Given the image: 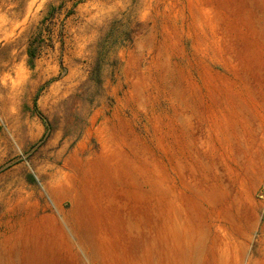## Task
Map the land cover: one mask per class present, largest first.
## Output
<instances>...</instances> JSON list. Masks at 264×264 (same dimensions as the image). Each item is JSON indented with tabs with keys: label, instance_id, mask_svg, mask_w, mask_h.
Listing matches in <instances>:
<instances>
[{
	"label": "rangeland",
	"instance_id": "1",
	"mask_svg": "<svg viewBox=\"0 0 264 264\" xmlns=\"http://www.w3.org/2000/svg\"><path fill=\"white\" fill-rule=\"evenodd\" d=\"M162 253L264 264V0H0V264Z\"/></svg>",
	"mask_w": 264,
	"mask_h": 264
},
{
	"label": "bare ground",
	"instance_id": "2",
	"mask_svg": "<svg viewBox=\"0 0 264 264\" xmlns=\"http://www.w3.org/2000/svg\"><path fill=\"white\" fill-rule=\"evenodd\" d=\"M145 222V221H144ZM144 222H142V223H144ZM130 223V222H129ZM136 223H138V222H136ZM135 223V224H136ZM131 225H132V223H130ZM130 224H128V225H130ZM134 224V223H133ZM132 226H134V225H132ZM129 227V226H128ZM134 228V227H133ZM133 228H130V229H133ZM140 229V228H139ZM134 230V229H133ZM137 230V229H136ZM147 230V229H146ZM129 231V230H128ZM139 231V230H138ZM137 232V231H136ZM146 232V231H145ZM130 233H131V231H130ZM146 234V233H145ZM71 236H73L72 234H71ZM133 236V235H132ZM148 236V235H147ZM75 238V237H74ZM77 244V243H76ZM78 246V245H77ZM79 249H83V248H80V247H78ZM83 254V253H82ZM162 256V257H161ZM161 258L159 259V261H155V260H153V256H152V260L148 263V264H165V257L163 256V253L161 254ZM149 260H150V258H149ZM168 260H169V258H168ZM170 261V260H169ZM87 262H88V260H87ZM172 262V261H171Z\"/></svg>",
	"mask_w": 264,
	"mask_h": 264
},
{
	"label": "trees",
	"instance_id": "3",
	"mask_svg": "<svg viewBox=\"0 0 264 264\" xmlns=\"http://www.w3.org/2000/svg\"><path fill=\"white\" fill-rule=\"evenodd\" d=\"M27 55H28V64L31 68H33L34 66V59H35V56H36V50L35 49H31L29 48L28 51H27Z\"/></svg>",
	"mask_w": 264,
	"mask_h": 264
}]
</instances>
